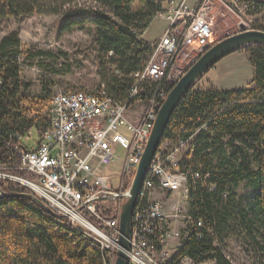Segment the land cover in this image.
Wrapping results in <instances>:
<instances>
[{"label": "trees", "instance_id": "trees-1", "mask_svg": "<svg viewBox=\"0 0 264 264\" xmlns=\"http://www.w3.org/2000/svg\"><path fill=\"white\" fill-rule=\"evenodd\" d=\"M89 1L96 2L100 9L66 11L59 30L89 28L92 51L100 67V87L104 86L111 97L124 101L134 75L143 69L152 48L141 36L168 0ZM2 4L14 17L30 16L41 9L37 2L28 0H4ZM18 44L14 35L0 40V173L24 177L18 168L20 156L6 142L15 132L34 129L40 133L47 127L48 109L43 113L38 109L31 115L27 107L40 103L46 106L48 89L43 85L35 100L24 94L30 82L19 73ZM244 49L253 68L254 86L230 90L192 88L179 101L164 130L163 139L194 135V155L189 165L201 174L208 173L215 186L211 191L199 185L191 188L190 213L204 226L190 231L170 264L182 256L200 263L232 264L219 241L223 234L241 227L246 229L260 263L264 264V45ZM156 87L143 83L138 98L146 100ZM236 141L244 144L247 152L235 145ZM242 182L251 183L254 193L245 203L236 205L233 190ZM0 191V219L6 217L19 227L12 232L8 223L1 225L4 234L0 237V264L104 263L105 256L82 240L65 218L48 214L32 198L21 195L36 196L31 189L0 177ZM98 204L100 213L112 217L114 201L102 200ZM197 231L203 233L202 238L196 237Z\"/></svg>", "mask_w": 264, "mask_h": 264}, {"label": "built area", "instance_id": "built-area-1", "mask_svg": "<svg viewBox=\"0 0 264 264\" xmlns=\"http://www.w3.org/2000/svg\"><path fill=\"white\" fill-rule=\"evenodd\" d=\"M236 14L241 31L264 32V0H218ZM215 0H168L155 15L166 23L152 43L143 69L124 101L111 97L104 86L95 91L54 89L49 97L47 127L34 139L31 129L15 132L7 140L20 156L24 177L4 174L31 189L77 231L82 240L98 249L103 264H114L119 237L121 206L143 155L157 112L169 87L183 70L216 43ZM142 37V36H141ZM180 58H188L179 66ZM143 83L156 84L146 99H139ZM1 84V82H0ZM142 104L136 120L126 115ZM136 112V110L134 109ZM194 135L178 140L162 139L139 188L132 213L128 264H170L190 231L201 229V219L189 210L191 188L214 190L209 174L193 170ZM33 143L31 147L25 144ZM124 152L116 189L103 172ZM225 196V194H224ZM114 201L112 217L99 212V201ZM197 231L196 237L202 238ZM208 262V261H206ZM182 256L173 264H205Z\"/></svg>", "mask_w": 264, "mask_h": 264}, {"label": "rangeland", "instance_id": "rangeland-1", "mask_svg": "<svg viewBox=\"0 0 264 264\" xmlns=\"http://www.w3.org/2000/svg\"><path fill=\"white\" fill-rule=\"evenodd\" d=\"M28 1L37 2L41 9L35 10L30 16L14 17L7 13L2 4L4 0H0V40L8 35H14L18 39L17 63L21 78L30 82L29 87L23 90L29 99L35 100L43 85L47 86L46 106L40 103L32 104L33 107L30 108L27 107L32 111L31 115H34L38 109L42 113L48 109L49 97L54 89L95 91L100 87L98 71L100 67L99 62L95 59V53L92 51L89 28L87 26L73 27L68 32L59 30L66 11L100 9V6L89 0ZM213 3V13L218 12L216 14L217 24L214 29V38L217 43L227 36L240 32L237 27L240 18L218 0ZM54 10L58 13H52ZM165 26L166 23L163 20L154 17L144 32L143 40L146 39V42L152 44L162 34ZM180 59L179 66L182 68L188 62V58ZM186 69L187 67L183 70H175V76L180 73L181 76ZM252 78L253 68L249 62V55L245 49H241L220 60L214 68L195 83L193 88L202 90L251 88L254 86L251 83ZM140 109H142V104L139 102V105L126 113L127 117L132 121L136 120ZM33 135L35 139L37 132L33 131ZM240 144L238 141L235 142V145L242 146L243 151L247 152L244 144ZM25 145L31 147L33 143ZM117 156L118 159L103 168V172L110 176L114 189L120 182L119 176L125 155L123 151H118ZM3 175L0 173V177ZM233 193L235 204L239 205L245 203L247 198L254 193V188L251 183L242 182L234 188ZM0 215L2 216V214ZM6 223L9 224L12 232H17L19 229L6 217L1 218L0 237L4 234L1 225L8 226ZM234 230H231L227 235L223 234L220 238L219 245L225 256L232 264H261L246 229L241 227L237 231ZM205 264H214V262L208 261Z\"/></svg>", "mask_w": 264, "mask_h": 264}, {"label": "water", "instance_id": "water-1", "mask_svg": "<svg viewBox=\"0 0 264 264\" xmlns=\"http://www.w3.org/2000/svg\"><path fill=\"white\" fill-rule=\"evenodd\" d=\"M256 44L264 45L263 31L245 30L221 39L190 63L167 93L163 104L157 112L149 139L145 144L143 155L138 163L128 192L121 206L119 237L114 264H128L126 251H128L129 248L128 240L130 236L131 218L137 201L139 188L155 152L163 139L164 130L179 101L194 87L195 83L214 68L220 60L236 51L246 48L247 46ZM0 195H3L1 191ZM21 195L32 198L48 214L55 216L53 211L37 195L35 196L31 193Z\"/></svg>", "mask_w": 264, "mask_h": 264}, {"label": "crops", "instance_id": "crops-1", "mask_svg": "<svg viewBox=\"0 0 264 264\" xmlns=\"http://www.w3.org/2000/svg\"><path fill=\"white\" fill-rule=\"evenodd\" d=\"M164 30V29H163ZM145 32V31H144ZM144 32H143V34H142V38L144 37ZM163 32V31H162ZM159 37V36H158ZM157 39V38H156ZM145 41H146V39H144Z\"/></svg>", "mask_w": 264, "mask_h": 264}, {"label": "bare ground", "instance_id": "bare-ground-1", "mask_svg": "<svg viewBox=\"0 0 264 264\" xmlns=\"http://www.w3.org/2000/svg\"><path fill=\"white\" fill-rule=\"evenodd\" d=\"M254 30H257V29H254ZM258 31H263L262 29L258 28ZM237 52V51H236ZM235 53V52H234Z\"/></svg>", "mask_w": 264, "mask_h": 264}]
</instances>
